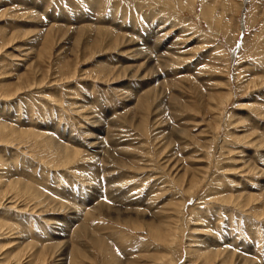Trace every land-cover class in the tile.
<instances>
[{"label": "rangeland", "instance_id": "1", "mask_svg": "<svg viewBox=\"0 0 264 264\" xmlns=\"http://www.w3.org/2000/svg\"><path fill=\"white\" fill-rule=\"evenodd\" d=\"M0 264H264V0H0Z\"/></svg>", "mask_w": 264, "mask_h": 264}]
</instances>
